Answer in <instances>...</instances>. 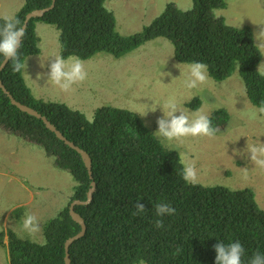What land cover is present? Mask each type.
<instances>
[{
  "label": "trees",
  "instance_id": "1",
  "mask_svg": "<svg viewBox=\"0 0 264 264\" xmlns=\"http://www.w3.org/2000/svg\"><path fill=\"white\" fill-rule=\"evenodd\" d=\"M232 1L191 0L188 10L167 3L141 32L122 36L105 0H55L44 16L29 20L18 52L22 61L41 53L37 22L59 30L60 54L83 61L98 53L118 59L148 41L163 38L174 47L177 60L207 64L215 81L238 70L247 99L259 107L264 101V76L260 75L262 51L253 40V28L229 26L216 14ZM51 3L24 0L15 18L22 26L27 13ZM0 80L16 101L37 110L90 156L96 187L89 204L75 206L86 231L69 246L71 264H214L213 245L235 241L245 249L244 264L254 253L264 254V209L258 207L254 191L184 182L182 161L174 149L178 147L159 141L154 134L157 126L149 128L138 114L113 106L99 108L89 121L79 111L68 112L64 104L38 100L27 87L23 72L12 71L11 60L0 72ZM227 118L224 110L210 117L215 129ZM0 126L44 147L54 165L69 172L77 183L69 203L45 226L44 242L22 239L16 231H0V249H8L9 264H65L64 244L80 231L68 205L73 200L85 201L90 187L84 162L41 119L11 105L1 90ZM138 200L146 211L133 215ZM161 202L174 207L175 214L157 217L155 205ZM14 217L19 215L14 213ZM156 219L163 220V228L154 227Z\"/></svg>",
  "mask_w": 264,
  "mask_h": 264
},
{
  "label": "rangeland",
  "instance_id": "2",
  "mask_svg": "<svg viewBox=\"0 0 264 264\" xmlns=\"http://www.w3.org/2000/svg\"><path fill=\"white\" fill-rule=\"evenodd\" d=\"M167 3L188 10L192 2L105 0V7L114 14L118 33L129 36L150 25L164 11ZM23 5L24 0H0V18L15 17ZM216 14L225 18L226 24L230 26L249 25L258 34L264 27L261 23L264 20V0H234L226 8L217 10ZM36 34L40 40L41 53L25 59L27 67L23 76L32 95L45 103L65 104L88 120H92L96 111L104 106L129 110L139 116L147 107H156L155 111H146L141 116L152 129L163 115L161 107L172 98L184 110L200 109L209 116L218 110L226 111L227 121L218 125L213 137H187L167 144L180 149L174 148L182 162L186 156L195 163L197 183L231 190L252 189L258 207L264 208V169L251 162L247 151L253 144H264V116L249 119L248 113L254 106L247 99L238 70L223 81L215 82L209 78L205 84L188 90L183 84L186 74L181 71H187L188 64L177 65L171 60L173 46L168 40L159 38L144 43L118 59L98 53L84 61L87 79L65 92L53 85L47 76L53 56L60 54V32L55 26L37 22ZM255 41L260 43L259 40ZM260 50L263 58L259 70L264 71V49L260 47ZM205 85H208L207 89ZM193 99L200 102L205 100V103L196 108L187 107ZM44 152L27 143L23 137L11 135L0 127V231H16L17 235L25 239L28 233L20 227L25 212L37 217L40 228L42 222L54 217L71 200L76 183L68 172L57 169L51 162L52 158L45 156ZM8 166L27 175L31 179L29 186L12 185L17 183L15 181L8 184L7 176L13 173L3 170ZM35 181L47 184L46 190L40 195L32 193L35 192L32 187ZM21 204L25 208L15 211ZM14 213L19 215V221ZM39 233L29 234V237L38 241ZM40 242H44L42 236ZM0 264H9L6 247L0 249Z\"/></svg>",
  "mask_w": 264,
  "mask_h": 264
},
{
  "label": "clouds",
  "instance_id": "3",
  "mask_svg": "<svg viewBox=\"0 0 264 264\" xmlns=\"http://www.w3.org/2000/svg\"><path fill=\"white\" fill-rule=\"evenodd\" d=\"M219 17H221V16H219ZM224 20H225V18H224ZM261 23L264 26V20ZM243 26H245V25H243ZM247 26H249V25H247ZM232 27H234V26H232ZM242 27H236V28H242ZM257 29H259V28L257 27ZM25 34H26L25 29L23 26H21L19 19L15 18V17H11V16L3 17V24H0V56L3 57V60L0 61V64H2L4 61L11 60L12 61V71L14 73L24 72L26 74V67H27L26 60L22 61L20 58V54L18 52V49L21 47L23 38L25 37ZM255 39L259 40L260 43L257 44ZM253 40L259 48L261 47L262 49H264V27L261 28V30L258 34H256V32L253 30ZM173 52H174V47H173ZM53 58L54 59H52L48 65V73H47L48 80H50L53 85L59 87L62 91L67 92L73 87V85L82 83L87 79L88 74H87V71L85 70L84 61L80 57L69 56L68 58H65L62 54H58V55L53 56ZM262 58H263V54H262ZM171 60H173L177 65L188 64L187 65V71L181 69V71L186 74V78H185L183 84H184V87L188 90L198 88V86L205 84L209 80V78H211L209 71H208V66H207V64H205L203 62L193 61L190 63V62L179 61L176 59L174 54H173V58H171ZM261 61H262V59H261ZM260 75L264 76V71H261ZM240 79H241V77H240ZM212 80H214V79H212ZM241 81H242V79H241ZM215 82H220V81H215ZM242 84H243V82H242ZM207 86L208 85H205L204 88L207 89ZM243 86H244V84H243ZM2 93L6 97H8L3 91H2ZM53 103H56V102H53ZM201 103H205V100H203V102H200L198 99H193V100L189 101L188 104L190 107L196 108ZM57 104L63 105L62 103H57ZM188 104H187V107H189ZM67 108H68V112L69 111H72V112L77 111V110H72L69 107H67ZM155 108L147 107L145 109V111L143 112V114L142 115L140 114V115L144 116L146 114V111H155ZM91 110L93 111L94 107H92ZM35 111H37V110H35ZM161 111H162L163 115L161 117H159L156 121L157 130L154 132V134L156 135L157 139L159 141H161L162 143L163 142L170 143L172 141H181L183 138H187V137H213L215 135V133L217 132L215 127L212 126V122L210 119L211 116L204 113L203 111H200V109H195V110H191V111L190 110H184L178 105V103L176 102V100L174 98L168 99L163 104V106L161 107ZM177 113H179V114L177 115ZM248 116H249V119H256L258 116H264V101L261 102V106H259V107L254 106L253 109L248 113ZM92 120H89V121H92ZM52 125H54V124H52ZM55 128H56V126H55ZM47 130L50 131L49 129H47ZM5 131H7V130H5ZM58 131L66 138V136L60 130H58ZM50 132H52V131H50ZM8 133H10V132H8ZM52 133L54 134V132H52ZM10 134L17 136L16 134H12V133H10ZM20 137H22V136H20ZM55 137H56V135H55ZM23 138L26 139L25 137H23ZM66 140H68V139L66 138ZM68 141L71 142L73 145H75L74 142H72L70 140H68ZM26 142L30 144L28 139H26ZM64 145L69 147L66 144H64ZM35 146L39 147L42 151L43 150L45 151L44 147H40L38 145H35ZM247 151L250 153L251 162L255 166H257L261 169H264V144H261V143L253 144L252 146L247 148ZM44 155L47 156L46 152H44ZM50 158H52V157H50ZM51 162L54 165L55 161L53 158H52ZM85 168H86V166H85ZM57 169L63 170L61 168H57ZM3 170H5V171L8 170L10 172H13L7 176L8 184H10L11 181H15L17 183L12 184V185L20 184V185H18L20 187L29 186L28 182L31 181V179L27 175L20 173L13 166H8L6 168H3ZM63 171H65V170H63ZM87 171H88V169H87ZM90 171H91V169H90ZM87 173H88V176L90 179V187H89L88 191L90 189H94V191H95L96 183L93 180L94 176L92 175V171H91V176L89 175V171ZM180 176L184 182L189 183V184H195L197 181V171H196L195 163L190 162L189 158L186 156L183 157ZM43 177H45V176H43ZM23 183H26V184L28 183V184L24 185ZM34 183H35V185L33 184L32 187H33V190H35V192H32V193L35 195H37V194L40 195L47 188V184L43 181H35ZM92 183L95 184L94 187H92V185H91ZM76 185H77V183H76ZM88 191L86 193H88ZM92 198H93V194H92ZM73 201H75V200H73ZM71 203L68 205V209H69ZM66 205L63 206L60 209V211L54 217L50 218L45 223L42 222L43 224L41 223L40 228H39V222L37 220V217L34 214H32L31 212H25L22 224H21V226L19 225L21 227L22 231L28 233V236H25V239L31 240V242H38L39 243L41 240V236H42L43 241H44L45 226L49 224L51 219L57 217L59 215V213L62 211V209L64 207H66ZM75 206H82V205H75ZM75 206H74V210H75ZM23 208H25V207L22 206V204H21V205H19V207L15 211H21ZM134 208H135V212L133 213V215H140V214L145 213V211H146L145 205L143 203H141L139 200L134 204ZM175 211H176L175 208L166 202L157 203L155 205V215L157 217L162 218L165 215L171 216V215L175 214ZM19 218L20 217H18L16 219L19 221ZM154 227L157 229L163 228L164 227L163 220L162 219H156L154 221ZM39 231H40V233L38 234V236L40 237V239L38 241H34L31 237H29V234H34V233H37ZM5 238L7 239V237H5ZM213 248L215 251L214 264H244L242 257L245 254V249L243 248V246L241 245V243L239 241L230 242L228 244H225L223 242H217L215 245H213ZM143 263L149 264L147 262H143ZM247 264H264V254H261L259 252L254 253L253 256L247 261Z\"/></svg>",
  "mask_w": 264,
  "mask_h": 264
},
{
  "label": "water",
  "instance_id": "4",
  "mask_svg": "<svg viewBox=\"0 0 264 264\" xmlns=\"http://www.w3.org/2000/svg\"><path fill=\"white\" fill-rule=\"evenodd\" d=\"M54 2L55 0H52V3L49 7L43 8V9H36L33 10L29 13L26 14L25 18H24V22L22 24V26L24 27V29L26 30L28 22L30 19L32 18H41L42 16L45 15L46 12L50 11L51 9H53L54 7ZM8 61H4L1 65H0V72L5 68V66L7 65ZM0 89L8 96L10 103L17 107L21 112L27 113L31 116H34L38 119H41L45 125V127L47 129H49L50 131L54 132V134L56 135V137L62 141L64 144L68 145L70 148L76 150L77 153L80 154L86 168L89 171V175L91 176V160L89 155L83 151L82 149H80L79 147L73 145L71 142H69L68 140H66V138L55 128L54 125H52L44 116H41V114H39L37 111H35L33 108H30L24 104H21L20 102H17L12 96L11 94L5 89V87L3 86L1 80H0ZM92 187L95 186L94 183L91 184ZM94 192V189H90L88 191V193L86 194V200L85 201H80V200H75L71 203L70 207H69V214L71 216V219L77 223L80 226V231L68 238L64 244V248H65V257H64V262L65 264H71L70 262V257H69V246L75 242L76 240L80 239L81 237L84 236L85 231H86V225L84 222V219L80 216V214H78L75 210H74V206L75 205H87L90 203V201L92 200V194Z\"/></svg>",
  "mask_w": 264,
  "mask_h": 264
}]
</instances>
